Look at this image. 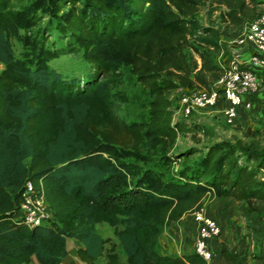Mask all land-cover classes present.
Returning a JSON list of instances; mask_svg holds the SVG:
<instances>
[{
  "label": "trees",
  "instance_id": "trees-1",
  "mask_svg": "<svg viewBox=\"0 0 264 264\" xmlns=\"http://www.w3.org/2000/svg\"><path fill=\"white\" fill-rule=\"evenodd\" d=\"M0 0V264H61L68 253L67 238H76L80 259L98 264H208L198 253H164L159 239L166 225L203 207L211 192L251 200L264 199L254 189L256 172L240 162L227 141L205 147L179 177H163L143 169L144 152L167 153L180 132L188 130L173 119L171 91L210 87L224 67L205 50L199 60L188 57L190 37L199 23L194 18L207 1L223 6L221 17L234 26L259 11L262 0H47L38 6L65 13L66 33L85 46L91 71L84 77L66 76L40 59L35 66L19 63L7 33L38 24L39 15ZM252 6H251V5ZM71 34V35H70ZM203 40L206 39L201 37ZM35 45L34 39L25 38ZM118 61L153 94L149 118L128 122L118 114L113 91L119 78ZM197 149L179 156L189 158ZM128 158V159H127ZM31 179L55 212L51 224L28 226L12 214L24 184ZM115 227L126 253L97 231L98 223ZM109 243V246L107 245ZM228 261L236 252L225 243Z\"/></svg>",
  "mask_w": 264,
  "mask_h": 264
},
{
  "label": "rangeland",
  "instance_id": "rangeland-1",
  "mask_svg": "<svg viewBox=\"0 0 264 264\" xmlns=\"http://www.w3.org/2000/svg\"><path fill=\"white\" fill-rule=\"evenodd\" d=\"M39 2L47 3V0L14 1L16 9L36 13L40 17L38 24L21 26L19 35L7 33L19 63L33 67L42 59L48 65L61 70L66 76L84 77L91 71V63L86 58L84 44L76 37L69 38V33L65 32V13L69 7L55 13L38 6ZM222 8L223 6L207 1L195 13L194 18L199 26L190 37L192 46L186 48L191 60L196 58L200 63L197 50L199 49L207 51L214 61L219 59L225 65L228 63L227 59L235 56L230 49L236 51V47L241 46L236 42V38L250 18L241 25L234 26L221 17ZM256 9L259 12L264 9V0L256 5ZM26 37L34 39L36 44H27ZM201 37L206 39L203 40ZM4 67L5 64L1 62L0 70ZM118 70L119 78L113 86V91H120L126 96L124 101L117 99L118 114L128 122L148 119L153 94L138 80L130 65L118 61ZM172 92L177 95L172 97L174 121L182 120L189 128L179 133L176 143L167 152L174 156L171 162H166L161 152L144 149L148 158L139 160L143 169H156L165 178L179 177L185 165H192L203 155L205 147L223 140L236 150L241 163L247 164L256 172L253 188L264 192V100L258 105L253 103L249 109H243L235 122L228 123L221 107L224 104L194 112L190 117L184 118L180 110L182 97L179 94L181 95L182 91L175 89ZM190 92L187 90V93ZM191 148L197 151L189 154V158L185 160V156H179ZM203 207L216 217L222 226L221 234L213 240L214 257L209 264H264V199L254 197L251 200H240L231 196L207 193ZM188 219V227L184 228L182 235L178 232L179 229L175 228L174 243L180 252L193 251L197 225L191 216ZM96 227L100 234L111 237L117 243L118 252L125 257V251L114 233L115 227L107 222L98 223ZM223 243L229 250L236 252L234 262L228 261L220 254ZM107 245L109 246V243ZM98 264H106V257H101Z\"/></svg>",
  "mask_w": 264,
  "mask_h": 264
},
{
  "label": "built area",
  "instance_id": "built-area-1",
  "mask_svg": "<svg viewBox=\"0 0 264 264\" xmlns=\"http://www.w3.org/2000/svg\"><path fill=\"white\" fill-rule=\"evenodd\" d=\"M236 42L249 49L246 60L250 65L241 55H235L227 64H221L224 67L223 75L215 79L210 87H195L192 90L180 87V110L184 118L190 117L194 112L223 105V99L225 104L221 107L225 119L228 123H233L240 117L243 109L253 106L248 95L258 87L261 75L264 74V9L245 23ZM187 90L191 92L187 93ZM14 212L16 217L30 227L51 224L55 220V212L45 193L31 179L25 181L22 197L15 205ZM189 213L197 225L193 252L203 256L209 263L214 257L213 240L221 234L222 226L204 207ZM168 233L174 236L175 232ZM178 252L180 251L176 249L174 253Z\"/></svg>",
  "mask_w": 264,
  "mask_h": 264
},
{
  "label": "crops",
  "instance_id": "crops-1",
  "mask_svg": "<svg viewBox=\"0 0 264 264\" xmlns=\"http://www.w3.org/2000/svg\"><path fill=\"white\" fill-rule=\"evenodd\" d=\"M230 50L233 51L234 55H241L244 59H247L248 54H249V49L246 46H238V48L236 47V49H235L236 51H234L232 49H230ZM229 59H227V62L229 61ZM215 62L222 64L221 60H219V59L218 60L215 59ZM247 62L250 65L249 61H247ZM179 90L177 89V91H179ZM175 92L170 93L169 97L171 99H172V97H175V95H176ZM179 96L181 97L180 94H179ZM248 97H250L252 99L254 105H256V104L258 105L261 100H264V74L263 73L261 75V80H260L258 87L256 89H254V91H252V93H250L248 95ZM221 102H222V104H225V100L222 99ZM209 193H211V192H209ZM190 216H191L190 213H186L180 219H178L176 221H172L170 224L165 226L164 231L160 236L161 242L159 243L160 244L159 250L161 252L171 253V254H185L188 252H193L192 250H189V251H181L178 253H174L175 250L177 249V244L174 243V240H176V238L168 233V231H171V232L173 231L176 234L175 228H178L179 229L178 232H180V234L182 235L184 228L188 227V225H187L189 223L188 217H190ZM178 232H177V234H178ZM67 245H68V253L62 259L61 264H88L86 261H83L82 259H80L78 254H77V249L81 245V243L76 238L68 237L67 238ZM183 247L184 246H182V248ZM165 249L167 250V252H165ZM121 259H122V261L126 260V253H125V257H123L121 255ZM31 264H41L39 259H38L37 254H34L32 256Z\"/></svg>",
  "mask_w": 264,
  "mask_h": 264
},
{
  "label": "water",
  "instance_id": "water-1",
  "mask_svg": "<svg viewBox=\"0 0 264 264\" xmlns=\"http://www.w3.org/2000/svg\"><path fill=\"white\" fill-rule=\"evenodd\" d=\"M11 213L14 214L15 213L14 210H12Z\"/></svg>",
  "mask_w": 264,
  "mask_h": 264
}]
</instances>
